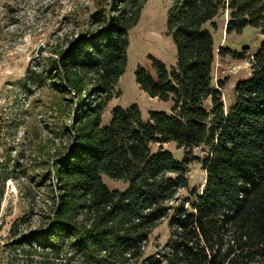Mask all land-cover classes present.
<instances>
[{
	"label": "trees",
	"instance_id": "16d2710c",
	"mask_svg": "<svg viewBox=\"0 0 264 264\" xmlns=\"http://www.w3.org/2000/svg\"><path fill=\"white\" fill-rule=\"evenodd\" d=\"M146 1L105 3L94 15L98 31L55 51L40 74L29 72L28 82L65 94L52 108L69 118L68 139L43 162L56 192L49 221L0 244V264H264V0H173L167 27L175 66L151 57V70L135 72L144 92L172 102L171 112L145 119L137 105L116 106L105 119ZM223 11L230 12L228 34L251 26L263 36L252 76L237 83L228 109L223 83L214 84L208 27ZM169 143L185 154L207 151L206 182L190 192L189 207L169 205L189 188L190 162L176 159ZM104 176L127 186L110 189ZM165 219L168 241L146 255Z\"/></svg>",
	"mask_w": 264,
	"mask_h": 264
},
{
	"label": "rangeland",
	"instance_id": "374dc122",
	"mask_svg": "<svg viewBox=\"0 0 264 264\" xmlns=\"http://www.w3.org/2000/svg\"><path fill=\"white\" fill-rule=\"evenodd\" d=\"M112 0H3L0 7V240L18 239L28 231L47 223L56 192L54 178L44 175L43 162L50 158L56 146L67 141L63 130L70 121L59 115L52 101L65 96L63 92L46 86L39 88L28 82L30 71H43L49 59L56 58L55 51L65 47L78 35L98 31L94 15L105 3ZM173 0H147L138 23L129 33L128 65L118 81L106 118L116 106L127 108L137 105L145 119L152 111L171 112L172 102H164L144 92L136 81L138 66L151 70V57L161 60L171 69L176 64V48L168 32V11ZM32 8L29 19L21 16ZM230 12L223 11L208 24L216 41L214 84L223 83L222 98L228 109L234 102L239 81L252 76L251 57L256 53L263 36L251 26L241 34H228ZM228 51L221 55V51ZM230 52V53H229ZM246 52L247 57L237 58ZM211 103L208 102V106ZM178 160L189 159V188L180 189L169 205L190 206L194 201L190 192L200 191L206 182L202 158L207 153L196 148L185 154L176 144L164 145ZM45 171V172H44ZM110 189L124 190L127 184L104 176ZM16 234V236L14 235ZM14 235V236H13ZM168 219L154 228L145 249L152 255L168 241Z\"/></svg>",
	"mask_w": 264,
	"mask_h": 264
},
{
	"label": "clouds",
	"instance_id": "9594fccd",
	"mask_svg": "<svg viewBox=\"0 0 264 264\" xmlns=\"http://www.w3.org/2000/svg\"><path fill=\"white\" fill-rule=\"evenodd\" d=\"M3 0H0V3H2ZM63 2H67V0H63ZM31 3L32 4H35V0H31ZM4 13V9L2 7H0V15H3ZM34 10L32 8H28L26 9V12L25 13H21L20 15L21 16H24V15H27L29 17V19H31V17L34 15Z\"/></svg>",
	"mask_w": 264,
	"mask_h": 264
},
{
	"label": "built area",
	"instance_id": "2783aa9c",
	"mask_svg": "<svg viewBox=\"0 0 264 264\" xmlns=\"http://www.w3.org/2000/svg\"><path fill=\"white\" fill-rule=\"evenodd\" d=\"M4 242H2L1 240H0V244H3Z\"/></svg>",
	"mask_w": 264,
	"mask_h": 264
}]
</instances>
